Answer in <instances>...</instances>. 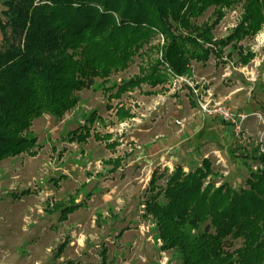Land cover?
I'll use <instances>...</instances> for the list:
<instances>
[{
	"label": "rangeland",
	"instance_id": "1",
	"mask_svg": "<svg viewBox=\"0 0 264 264\" xmlns=\"http://www.w3.org/2000/svg\"><path fill=\"white\" fill-rule=\"evenodd\" d=\"M243 3L209 7L196 19L214 23L204 44L209 54L191 60L185 74L165 73L162 83L143 81L112 97L161 56L164 38L156 33L125 69L73 89L70 109L32 119L27 136L36 139L35 154L0 160V264H184L145 211L156 192L152 175H162L156 184L164 185L176 167H208L205 184L236 188L262 167L264 13L255 32H241L249 24ZM198 101L247 118L237 131L201 112ZM245 152L254 158L244 161ZM203 225L184 230L194 241ZM238 246L235 240L231 249Z\"/></svg>",
	"mask_w": 264,
	"mask_h": 264
},
{
	"label": "trees",
	"instance_id": "2",
	"mask_svg": "<svg viewBox=\"0 0 264 264\" xmlns=\"http://www.w3.org/2000/svg\"><path fill=\"white\" fill-rule=\"evenodd\" d=\"M240 1L3 0L0 160L34 155L36 139L27 136L32 119L70 109L73 89L89 88L96 77L125 69L156 33L164 38L161 56L152 59L146 75L123 82L112 97L143 81L155 86L168 73L185 74L191 60L204 61L209 54L204 44L210 43L214 23L196 19L209 7L215 11ZM242 8L249 24H241L240 31L253 33L263 19L264 0H244ZM242 155L244 161L254 158ZM259 160L262 167L250 170L246 186L236 188L225 181L205 184L208 167L188 173L176 167L164 185L156 184L162 175H152L150 189L156 192L145 211L156 219L165 246L177 249L184 264H264V154ZM202 223L201 235L191 240L185 226ZM235 240L240 246L231 249Z\"/></svg>",
	"mask_w": 264,
	"mask_h": 264
},
{
	"label": "built area",
	"instance_id": "3",
	"mask_svg": "<svg viewBox=\"0 0 264 264\" xmlns=\"http://www.w3.org/2000/svg\"><path fill=\"white\" fill-rule=\"evenodd\" d=\"M198 106L200 107L201 112L233 125L237 131H239L240 129L239 124L244 122L247 118V115L239 113L235 114L233 113V111H231L230 108L222 106L220 104L212 105L209 103H202L201 101H198Z\"/></svg>",
	"mask_w": 264,
	"mask_h": 264
}]
</instances>
